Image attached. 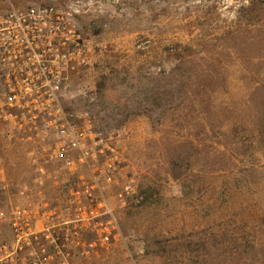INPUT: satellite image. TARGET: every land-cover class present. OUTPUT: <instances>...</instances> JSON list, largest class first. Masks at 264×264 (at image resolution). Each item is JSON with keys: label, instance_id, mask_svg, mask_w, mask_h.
Wrapping results in <instances>:
<instances>
[{"label": "rangeland", "instance_id": "374dc122", "mask_svg": "<svg viewBox=\"0 0 264 264\" xmlns=\"http://www.w3.org/2000/svg\"><path fill=\"white\" fill-rule=\"evenodd\" d=\"M79 4L88 45L65 105L119 134L136 180L109 201L120 236L75 264H264V0H14ZM0 148V248L32 174Z\"/></svg>", "mask_w": 264, "mask_h": 264}, {"label": "built area", "instance_id": "2783aa9c", "mask_svg": "<svg viewBox=\"0 0 264 264\" xmlns=\"http://www.w3.org/2000/svg\"><path fill=\"white\" fill-rule=\"evenodd\" d=\"M79 4L18 6L0 0V148L25 146L27 204L11 212L0 264H75L110 248L120 221L109 192H134L120 135L65 105L70 73L88 50Z\"/></svg>", "mask_w": 264, "mask_h": 264}]
</instances>
